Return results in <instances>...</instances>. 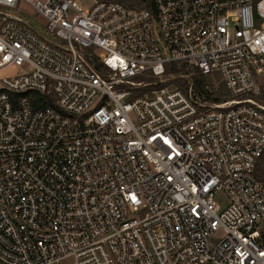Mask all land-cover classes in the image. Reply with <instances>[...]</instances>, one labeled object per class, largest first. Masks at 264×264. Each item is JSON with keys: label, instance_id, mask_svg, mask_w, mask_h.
Returning a JSON list of instances; mask_svg holds the SVG:
<instances>
[{"label": "built area", "instance_id": "built-area-1", "mask_svg": "<svg viewBox=\"0 0 264 264\" xmlns=\"http://www.w3.org/2000/svg\"><path fill=\"white\" fill-rule=\"evenodd\" d=\"M151 2L0 0V264H264V0Z\"/></svg>", "mask_w": 264, "mask_h": 264}, {"label": "trees", "instance_id": "trees-1", "mask_svg": "<svg viewBox=\"0 0 264 264\" xmlns=\"http://www.w3.org/2000/svg\"><path fill=\"white\" fill-rule=\"evenodd\" d=\"M98 1H117L131 8H141L145 6L152 8L151 0H98ZM181 75H190L192 77L190 80L194 84L196 91L198 93L205 92L206 99H210L218 103L226 100L228 97V91L223 81L219 89L215 93H209L206 91V86L207 85L212 86L209 80V77L212 75H204L201 73L199 69L188 68L184 65H178V64H169L166 67L165 76L175 77V80L169 84L159 83L156 85L155 83L157 82V79L152 76L136 77L134 79L136 82L146 81L151 84L149 87L145 89H139L136 92L138 95H144L150 93L153 89L167 87L169 85L175 84V87H178L187 93L190 86L189 80H185ZM214 76H217L218 78L220 77V80H222V76L220 74H214ZM48 103L49 105H53L52 101H49ZM255 175L258 179L264 181V159H261L260 162L258 163L256 167Z\"/></svg>", "mask_w": 264, "mask_h": 264}, {"label": "rangeland", "instance_id": "rangeland-1", "mask_svg": "<svg viewBox=\"0 0 264 264\" xmlns=\"http://www.w3.org/2000/svg\"><path fill=\"white\" fill-rule=\"evenodd\" d=\"M82 2L84 4L91 5L93 0H82ZM20 72H21V69H19L16 66H12V67H9V68L3 70L2 72H0V76L1 77H13V76L17 75ZM181 76H184L183 78H185V80H189V84L192 83L191 80H190L192 77L190 75H181ZM163 80H164L163 83L169 84V83H171L172 81L175 80V77L165 76ZM209 80H210L212 86H217L218 88L222 84V80H220V77L218 78L217 76H214V75L210 76ZM158 81L159 80L157 79V82ZM143 82H146V81H143ZM137 83H140V82H137ZM167 87L175 88V84L169 85ZM220 199H222V196H220ZM64 264H69V262L67 261Z\"/></svg>", "mask_w": 264, "mask_h": 264}]
</instances>
